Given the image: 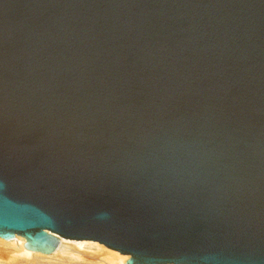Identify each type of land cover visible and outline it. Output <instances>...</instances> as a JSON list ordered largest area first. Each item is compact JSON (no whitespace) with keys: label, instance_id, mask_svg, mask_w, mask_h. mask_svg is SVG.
I'll return each mask as SVG.
<instances>
[{"label":"water","instance_id":"95a60500","mask_svg":"<svg viewBox=\"0 0 264 264\" xmlns=\"http://www.w3.org/2000/svg\"><path fill=\"white\" fill-rule=\"evenodd\" d=\"M126 264H264V0H0V236Z\"/></svg>","mask_w":264,"mask_h":264},{"label":"bare ground","instance_id":"6f19581e","mask_svg":"<svg viewBox=\"0 0 264 264\" xmlns=\"http://www.w3.org/2000/svg\"><path fill=\"white\" fill-rule=\"evenodd\" d=\"M46 231L52 233L59 239L56 248L48 253L26 248V238L22 235L14 233L13 237L7 239L0 236V264H21L22 261L25 264H44V262L41 263V258V260L45 258V260H48V258H57L58 261L57 259L54 261L58 264L57 262L60 263V260L62 262L66 260V258H64L65 255H67V258H71L70 260H72V258L80 259L83 258V256H87L86 258L88 259L83 258V260L87 261L84 264H93L92 261L95 258H101L104 264H126L127 261L131 259V254L111 249L100 241L69 239L49 229H46ZM23 262L22 264H24ZM71 263L82 264L77 261H72Z\"/></svg>","mask_w":264,"mask_h":264},{"label":"rangeland","instance_id":"374dc122","mask_svg":"<svg viewBox=\"0 0 264 264\" xmlns=\"http://www.w3.org/2000/svg\"><path fill=\"white\" fill-rule=\"evenodd\" d=\"M70 257V256H69ZM87 256H83V258H85V259H88V258H86ZM64 258H66V260H63V262L60 260V263L59 262H57L58 264H70L72 261L73 262H75V261H77V262H80V263H82V264H84L85 262H87V261H85V260H83V258H80V259H75V258H72V260H70L71 258H67V255H65V257ZM42 259V258H41ZM40 259V261H41V263H43L44 262V264H56V259L57 258H52V259H49L48 258V260H41ZM55 260V261H54ZM68 260V261H67ZM39 261V262H40ZM52 261V262H51ZM54 261V262H53ZM57 261H58V259H57ZM23 262V261H22ZM22 262H21V264H22ZM51 262V263H50ZM62 262V263H61ZM24 263V262H23ZM92 263L93 264H104L103 263V260L101 259V258H95V259H93V261H92ZM8 264V263H7ZM10 264V263H9ZM25 264V263H24ZM71 264H73V263H71Z\"/></svg>","mask_w":264,"mask_h":264}]
</instances>
